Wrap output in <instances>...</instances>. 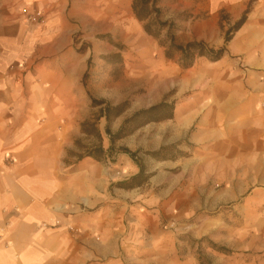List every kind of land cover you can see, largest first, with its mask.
Segmentation results:
<instances>
[{"label":"rangeland","instance_id":"1","mask_svg":"<svg viewBox=\"0 0 264 264\" xmlns=\"http://www.w3.org/2000/svg\"><path fill=\"white\" fill-rule=\"evenodd\" d=\"M132 4L74 2L70 51L44 66L54 71L46 83L59 89L58 128L71 136L62 166L99 162L107 179L102 197L76 210L78 218L85 208L92 215L87 264H264V170L246 166L244 142L237 146L234 176L228 160L195 140L202 127L218 120L227 125L230 110L240 113L231 123L244 124L251 110L264 109L259 13L248 7L250 19L233 32L245 12L235 19L221 11L212 21L207 0H155L142 13L144 21ZM204 20L209 25L198 26ZM164 22L169 25L159 28ZM133 26L146 47L128 37ZM200 42L225 53L217 61L193 53L188 68L180 53L168 55L173 44ZM106 106L113 109L110 123L102 117ZM151 108L156 110L126 123ZM107 127L119 133L113 144ZM99 149L100 161L85 158ZM78 226L70 230L83 237Z\"/></svg>","mask_w":264,"mask_h":264},{"label":"crops","instance_id":"2","mask_svg":"<svg viewBox=\"0 0 264 264\" xmlns=\"http://www.w3.org/2000/svg\"><path fill=\"white\" fill-rule=\"evenodd\" d=\"M76 1L0 0V264H87L92 255L87 233L92 215L85 208L78 218L76 210L102 197L105 170L99 162L62 166L71 136L62 135L58 128L54 111L59 89L46 83L54 71L44 68L70 51L76 32L70 8ZM207 2L212 21L221 11L235 19L245 12L248 21L249 7L259 13L264 30V0ZM206 25L204 20L198 26ZM260 89L264 91V84ZM250 109L245 110L247 117ZM251 113L250 120L236 124L231 121L240 113L230 110L231 121L220 129L224 133L206 130L211 132L209 137H195L214 156L228 160L227 170L234 176L237 146L243 142L246 166L264 170V109ZM242 130L249 133L244 138L237 134ZM72 205L75 211L67 212ZM72 225L84 236L70 230Z\"/></svg>","mask_w":264,"mask_h":264},{"label":"trees","instance_id":"3","mask_svg":"<svg viewBox=\"0 0 264 264\" xmlns=\"http://www.w3.org/2000/svg\"><path fill=\"white\" fill-rule=\"evenodd\" d=\"M155 0H133V4H132V9L134 12L135 17L139 20V21H144L146 19V17H144L142 15L143 12H145L148 8L149 5H154ZM154 12L157 13V11L155 10ZM246 20V16L243 15V17L241 18L240 21H238L234 27V29L232 30L233 32L237 31L244 23ZM169 24L167 22L164 23H160L158 24V27L161 29H164L168 26ZM145 31L148 34H152V35H157V33H152V31L150 30L149 26L146 25L145 26ZM230 37H226L225 39V44L228 43L230 41ZM172 51L168 53V55L170 56L172 53L177 52L181 54V62H182V66L184 68H188L193 64V53H197L198 56H208V58H210L213 61H217L219 59L222 58V56L225 53V49L224 48H220L217 50H213V49H206V45L202 42L200 43H189L184 47H180V46H176V45H172ZM100 104H104V103H98ZM112 108H110L109 106H106L105 109L102 111V117H105L106 120L108 121V123H110V114L112 112ZM156 109L151 108L147 111H142L140 113H137L136 115H134L132 118H130L128 121H126V123H130L136 120V118H138L139 116L145 115L146 114H150L153 111H155ZM119 115V113H116L113 117H117ZM106 132L109 135L110 141L113 144L114 140L116 138H120L119 133L112 135L111 132L109 131V128H106ZM124 150V149H121ZM103 154L102 149H99V151H97V155L94 154H89L88 156H86L85 158H91L95 161H100V157Z\"/></svg>","mask_w":264,"mask_h":264},{"label":"bare ground","instance_id":"4","mask_svg":"<svg viewBox=\"0 0 264 264\" xmlns=\"http://www.w3.org/2000/svg\"><path fill=\"white\" fill-rule=\"evenodd\" d=\"M127 35L133 42L139 44L140 46H142V47H146L147 46V41L140 35L138 30L134 26L128 29ZM228 120H230L229 116H228ZM223 125L224 124L220 120H218L216 123L209 124L205 128L202 127L199 130L198 134H203L204 132H206V130L207 131H213V130L220 131V129H221V127Z\"/></svg>","mask_w":264,"mask_h":264}]
</instances>
